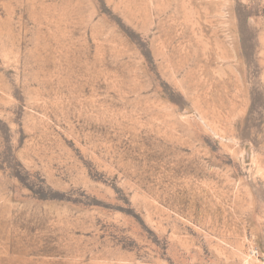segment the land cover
Returning a JSON list of instances; mask_svg holds the SVG:
<instances>
[{"label":"rangeland","instance_id":"374dc122","mask_svg":"<svg viewBox=\"0 0 264 264\" xmlns=\"http://www.w3.org/2000/svg\"><path fill=\"white\" fill-rule=\"evenodd\" d=\"M0 264H264V0H0Z\"/></svg>","mask_w":264,"mask_h":264}]
</instances>
